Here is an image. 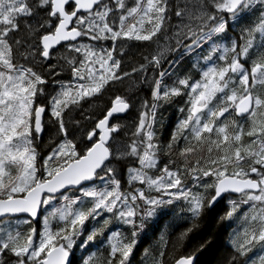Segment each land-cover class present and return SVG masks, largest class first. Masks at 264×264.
I'll list each match as a JSON object with an SVG mask.
<instances>
[{
  "label": "snow or ice",
  "instance_id": "6c2138e0",
  "mask_svg": "<svg viewBox=\"0 0 264 264\" xmlns=\"http://www.w3.org/2000/svg\"><path fill=\"white\" fill-rule=\"evenodd\" d=\"M0 264H264V0H0Z\"/></svg>",
  "mask_w": 264,
  "mask_h": 264
},
{
  "label": "trees",
  "instance_id": "16d2710c",
  "mask_svg": "<svg viewBox=\"0 0 264 264\" xmlns=\"http://www.w3.org/2000/svg\"><path fill=\"white\" fill-rule=\"evenodd\" d=\"M129 58H131V57H129ZM163 115L165 117V125H166V127L163 130V134H164V138H167L168 133L170 131L169 122H174L177 115H178V113L176 112V106L166 108L163 112ZM199 238H200L199 236L193 237L191 243L195 244ZM165 239L168 240L169 238L166 236ZM171 239L174 240L175 237H171ZM148 243L155 244V243H157V241L155 239H149L146 242L145 246H147ZM169 247H170V245H169ZM205 258H210V257H205ZM137 259H139V256H137Z\"/></svg>",
  "mask_w": 264,
  "mask_h": 264
},
{
  "label": "rangeland",
  "instance_id": "374dc122",
  "mask_svg": "<svg viewBox=\"0 0 264 264\" xmlns=\"http://www.w3.org/2000/svg\"><path fill=\"white\" fill-rule=\"evenodd\" d=\"M134 116H135V112H133L132 117H130V119L133 118Z\"/></svg>",
  "mask_w": 264,
  "mask_h": 264
}]
</instances>
